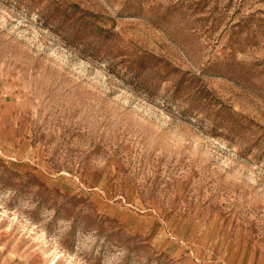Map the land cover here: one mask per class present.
Instances as JSON below:
<instances>
[{"label": "rangeland", "instance_id": "obj_1", "mask_svg": "<svg viewBox=\"0 0 264 264\" xmlns=\"http://www.w3.org/2000/svg\"><path fill=\"white\" fill-rule=\"evenodd\" d=\"M0 264H264V0H0Z\"/></svg>", "mask_w": 264, "mask_h": 264}]
</instances>
